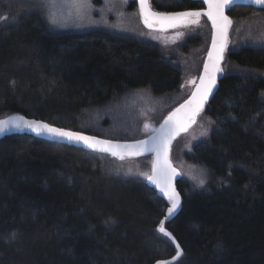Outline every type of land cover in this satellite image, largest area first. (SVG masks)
Instances as JSON below:
<instances>
[{
    "label": "trees",
    "instance_id": "trees-1",
    "mask_svg": "<svg viewBox=\"0 0 264 264\" xmlns=\"http://www.w3.org/2000/svg\"><path fill=\"white\" fill-rule=\"evenodd\" d=\"M248 10L264 11L234 5L227 14L235 22ZM50 17L37 0H0V118L22 113L109 137L110 111L99 108L114 92L167 93L186 78L188 66L143 38L61 30ZM197 46L201 38L186 37L179 53ZM224 62L213 97L171 146L183 200L165 226L183 253L169 264H264V43L231 42ZM91 114L108 121L100 126ZM148 157L117 159L30 134L1 138L0 264H153L172 257L175 244L158 230L170 200L141 174L149 173ZM128 163L140 170H124Z\"/></svg>",
    "mask_w": 264,
    "mask_h": 264
},
{
    "label": "water",
    "instance_id": "water-1",
    "mask_svg": "<svg viewBox=\"0 0 264 264\" xmlns=\"http://www.w3.org/2000/svg\"><path fill=\"white\" fill-rule=\"evenodd\" d=\"M142 21L147 29H165L173 20L192 14H205L212 33L201 69L189 95L173 107L160 123L144 137L117 139L71 129L53 124L41 118L13 113L0 118V139L12 134H30L50 141L82 147L117 159L136 158L151 155L150 171L146 183L157 191L160 197L170 200L158 230L176 246L177 252L169 258L159 259L154 264H169L178 260L183 251L174 235L165 228L182 207V195L176 181L181 176L179 168L169 163L174 140L185 133L204 110L218 88L223 76V61L230 42L229 32L232 19L227 11L234 5H250L264 9V0H191L201 2L200 10L163 13L151 9L149 0H135Z\"/></svg>",
    "mask_w": 264,
    "mask_h": 264
},
{
    "label": "rangeland",
    "instance_id": "rangeland-1",
    "mask_svg": "<svg viewBox=\"0 0 264 264\" xmlns=\"http://www.w3.org/2000/svg\"><path fill=\"white\" fill-rule=\"evenodd\" d=\"M37 1L42 7L45 5V10L51 16L54 25L61 30L104 29L110 34L143 38L148 44L161 47L163 53L173 58L174 62L182 64L183 69L188 66L184 75L186 78L178 90L156 95L151 94L154 90L150 87L125 92L127 94L124 96L116 95L114 92L113 96L99 108L101 111H110L112 122L109 121L108 124L112 123L113 127H106L109 137L129 140L146 136L179 101L189 95L199 74L194 73L199 65L200 72L211 39L212 28L204 14L188 15L177 22L176 26L151 30L141 21L138 9L127 4L126 0H42L43 3ZM174 11L176 10H169L166 13ZM245 15L244 18L232 23L230 37L232 44L264 43V11L248 10ZM186 37L190 40L195 37L201 38V46L189 48L187 52L180 54L179 48L184 44ZM226 65L224 62V71ZM119 96L122 97L116 99ZM98 117L97 114H91L89 120L100 126L108 121L105 117ZM146 156L149 157L145 159L144 169L150 171L152 158L150 155ZM136 161L141 164L140 160ZM123 169L140 170L131 163L123 166Z\"/></svg>",
    "mask_w": 264,
    "mask_h": 264
},
{
    "label": "flooded vegetation",
    "instance_id": "flooded-vegetation-1",
    "mask_svg": "<svg viewBox=\"0 0 264 264\" xmlns=\"http://www.w3.org/2000/svg\"><path fill=\"white\" fill-rule=\"evenodd\" d=\"M158 1L162 2L164 0H149L152 9L155 10V11L168 12L166 10L159 9V8H157V6H155V3L158 2ZM126 2H127V4L128 3L130 4V2L133 3L135 5V6H132L133 8H136V6H137V2L135 0H126ZM203 8H204L203 4L201 2H199L198 6L196 8H192V10H200V9H203ZM186 10H188V9H186ZM168 26H169V24L166 25V27H168Z\"/></svg>",
    "mask_w": 264,
    "mask_h": 264
},
{
    "label": "bare ground",
    "instance_id": "bare-ground-1",
    "mask_svg": "<svg viewBox=\"0 0 264 264\" xmlns=\"http://www.w3.org/2000/svg\"><path fill=\"white\" fill-rule=\"evenodd\" d=\"M163 217H164V216H163ZM163 217H162V218H163ZM165 228L168 229L166 226H165ZM168 230H169V229H168ZM169 231H170V230H169ZM170 232H171V231H170ZM171 233H172V232H171ZM158 260H159V259H158ZM158 260H157V261H158ZM155 262H156V261H155ZM155 262H154V263H155ZM154 263H153V264H154Z\"/></svg>",
    "mask_w": 264,
    "mask_h": 264
}]
</instances>
